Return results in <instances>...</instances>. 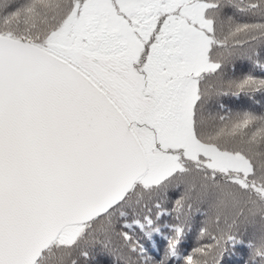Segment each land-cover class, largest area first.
Wrapping results in <instances>:
<instances>
[{
	"label": "snow or ice",
	"instance_id": "1",
	"mask_svg": "<svg viewBox=\"0 0 264 264\" xmlns=\"http://www.w3.org/2000/svg\"><path fill=\"white\" fill-rule=\"evenodd\" d=\"M256 93L264 0H0V264H264Z\"/></svg>",
	"mask_w": 264,
	"mask_h": 264
},
{
	"label": "trees",
	"instance_id": "2",
	"mask_svg": "<svg viewBox=\"0 0 264 264\" xmlns=\"http://www.w3.org/2000/svg\"><path fill=\"white\" fill-rule=\"evenodd\" d=\"M244 70L248 71L249 67L246 66ZM228 71H230V70H228ZM236 74L239 75L240 72L237 71ZM253 74L257 75V76L261 75V73L258 69L254 70ZM223 102L228 107L232 108L233 110L246 109V110L254 111L257 114L264 112V94H261V93H256L254 95V97H252V98L245 97V96H241L239 99L232 98V97H224ZM167 222L172 223V219L167 218ZM197 231H198V220L193 223L192 230H191L190 234H188V236H187L186 247L194 245V243L196 241ZM145 244H146V247H148V249H149V254H151V255L157 254L155 252L156 244H159L161 252H162L163 246H164V242L162 240H160L159 238H157L156 244L148 245L147 242H145ZM95 256H96V259H95L94 264H115V258L114 257L102 253L99 249H97ZM226 262H227V258H226ZM173 264H174V262H173ZM234 264H235V262H234Z\"/></svg>",
	"mask_w": 264,
	"mask_h": 264
}]
</instances>
